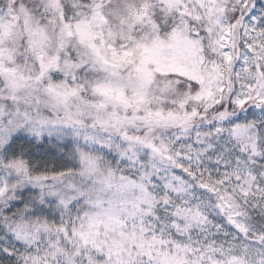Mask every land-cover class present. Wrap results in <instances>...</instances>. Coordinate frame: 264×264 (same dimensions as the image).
Wrapping results in <instances>:
<instances>
[{"label": "snow or ice", "instance_id": "6c2138e0", "mask_svg": "<svg viewBox=\"0 0 264 264\" xmlns=\"http://www.w3.org/2000/svg\"><path fill=\"white\" fill-rule=\"evenodd\" d=\"M0 264H264V0H0Z\"/></svg>", "mask_w": 264, "mask_h": 264}]
</instances>
